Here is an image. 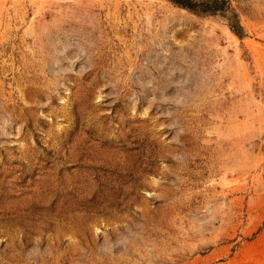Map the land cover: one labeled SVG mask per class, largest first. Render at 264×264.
Instances as JSON below:
<instances>
[{
    "label": "rangeland",
    "instance_id": "1",
    "mask_svg": "<svg viewBox=\"0 0 264 264\" xmlns=\"http://www.w3.org/2000/svg\"><path fill=\"white\" fill-rule=\"evenodd\" d=\"M190 1L0 0V264H264V0Z\"/></svg>",
    "mask_w": 264,
    "mask_h": 264
},
{
    "label": "trees",
    "instance_id": "2",
    "mask_svg": "<svg viewBox=\"0 0 264 264\" xmlns=\"http://www.w3.org/2000/svg\"><path fill=\"white\" fill-rule=\"evenodd\" d=\"M175 3L184 5V6H188V7H194V4H192V2L190 0H172ZM217 7H221L220 5ZM214 11V9H212ZM225 15V14H222ZM231 28L234 32H236L238 35L241 36L242 34V26L238 21H235L234 23L231 24Z\"/></svg>",
    "mask_w": 264,
    "mask_h": 264
}]
</instances>
